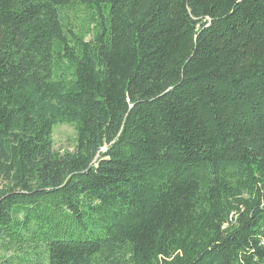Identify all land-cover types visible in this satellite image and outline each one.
I'll return each instance as SVG.
<instances>
[{"label": "trees", "instance_id": "obj_1", "mask_svg": "<svg viewBox=\"0 0 264 264\" xmlns=\"http://www.w3.org/2000/svg\"><path fill=\"white\" fill-rule=\"evenodd\" d=\"M0 264H264V0H0Z\"/></svg>", "mask_w": 264, "mask_h": 264}, {"label": "rangeland", "instance_id": "obj_2", "mask_svg": "<svg viewBox=\"0 0 264 264\" xmlns=\"http://www.w3.org/2000/svg\"><path fill=\"white\" fill-rule=\"evenodd\" d=\"M68 18L74 26L81 30L89 27L88 15L84 8L70 10ZM90 39V37L88 38ZM54 149L58 152L74 151L77 145V131L72 125L61 124L54 129L53 133Z\"/></svg>", "mask_w": 264, "mask_h": 264}]
</instances>
